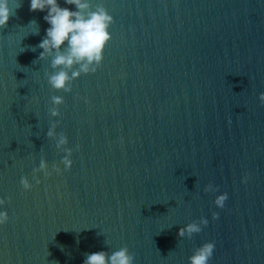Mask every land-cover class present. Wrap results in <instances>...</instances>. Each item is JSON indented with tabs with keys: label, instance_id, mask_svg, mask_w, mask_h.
<instances>
[{
	"label": "water",
	"instance_id": "1",
	"mask_svg": "<svg viewBox=\"0 0 264 264\" xmlns=\"http://www.w3.org/2000/svg\"><path fill=\"white\" fill-rule=\"evenodd\" d=\"M90 3L113 17L111 39L69 92L38 59L46 11L10 0L0 28V264H83L125 246L133 264H188L206 242L208 264H264V0Z\"/></svg>",
	"mask_w": 264,
	"mask_h": 264
},
{
	"label": "clouds",
	"instance_id": "2",
	"mask_svg": "<svg viewBox=\"0 0 264 264\" xmlns=\"http://www.w3.org/2000/svg\"><path fill=\"white\" fill-rule=\"evenodd\" d=\"M10 0H0V28L6 27L7 23L15 14V10L9 7ZM67 5L75 7V11L67 7H61L58 0H30V11H46L43 17L49 27L45 30V35L40 43L35 46L42 49L38 59H44L45 56L51 57V68L54 70L48 76L49 85L55 90L69 92L71 90V81L78 78L81 74L94 73L100 66L103 59V51L111 39L108 31L109 26L113 23V17L108 14L107 10L97 4L93 10L90 0H64ZM36 23L30 21L29 24ZM38 34V31L33 33ZM32 51L35 47L29 46ZM76 66L77 70L73 71ZM56 69H59L58 71ZM71 73V75H69ZM53 105L63 103V98L53 96ZM261 104H264V93L258 95ZM52 115H57L56 110H51ZM47 135L51 137L53 132L48 131ZM67 143V138L61 135L57 147ZM67 155L62 158L65 170L71 167L72 161L69 159L71 150H67ZM46 169V163L41 160L38 168L33 169V173ZM59 172V168L54 169ZM45 176L51 175L50 172L44 171ZM247 179L245 175L244 180ZM243 182V181H242ZM39 183V180H37ZM20 184L24 190H30L32 185L27 178L21 177ZM216 189L212 185H207L205 191ZM227 194L217 195L214 204L218 208H223L227 200ZM5 203L0 199V205ZM218 214L212 213V218L216 219ZM8 215L5 211H0V224L6 223ZM208 221L200 218L199 223H188L180 227L177 232L179 238H191L193 234L201 231V225H207ZM214 251V244L206 242L195 248L191 256L188 257V264H208ZM134 256L129 249L121 247L116 251H97L86 254L83 264H133Z\"/></svg>",
	"mask_w": 264,
	"mask_h": 264
}]
</instances>
